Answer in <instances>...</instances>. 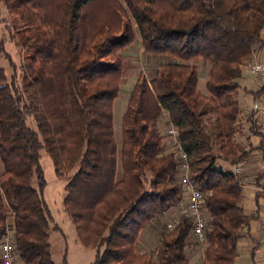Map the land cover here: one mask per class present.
I'll return each mask as SVG.
<instances>
[{"label": "trees", "instance_id": "16d2710c", "mask_svg": "<svg viewBox=\"0 0 264 264\" xmlns=\"http://www.w3.org/2000/svg\"><path fill=\"white\" fill-rule=\"evenodd\" d=\"M2 1L12 16L9 41L16 37L23 56L18 69L9 60V77L0 67V245L9 235L15 262L55 264L39 163L45 152L56 178H66L64 210L80 242L94 249L91 264H191L192 219L165 220L184 200L180 150L204 199L201 264H235L254 219L241 206L243 176L233 171L251 154L235 141L236 78L264 49V0H109L116 22L102 15L88 22L100 0ZM128 16L145 54L180 62L160 64L151 81L140 74L118 147L113 103L123 77L118 53L134 40ZM197 59L209 63L206 95L197 88L198 68L187 64ZM263 92L264 86L251 95ZM254 115L247 131L262 141ZM161 119L176 130L177 146L161 132ZM260 148L264 161L263 141ZM148 228L158 231L150 257L137 251Z\"/></svg>", "mask_w": 264, "mask_h": 264}, {"label": "rangeland", "instance_id": "374dc122", "mask_svg": "<svg viewBox=\"0 0 264 264\" xmlns=\"http://www.w3.org/2000/svg\"><path fill=\"white\" fill-rule=\"evenodd\" d=\"M118 1L123 5L122 0ZM99 5L100 6L92 8L88 11V14L90 15L88 22H90L92 18L95 20L96 16L100 19L101 15L103 17H108L109 21L114 20V22H116V19L110 10V1L100 0ZM98 8L100 9L99 12H97ZM126 20L127 24L130 25L134 32V40L125 49L120 50L118 53L123 63L122 82L119 87L117 98L113 103V134L115 143L118 147L120 146L121 139V119L125 112L130 94L140 74L144 75L148 81H151L155 75L157 66L160 64H173L180 62L177 59L169 56L145 54L141 48L139 35L134 22L129 16L126 18ZM7 22H12V16L5 9L3 1L0 0V40H3L4 42V54H0V67L5 70L7 76L9 77L13 71V68L9 66V63L11 62L15 69H18L20 64L23 62V56L20 47L17 45L16 37H14L13 41H9L8 33L10 31L12 33V29H10V31L6 30L5 27ZM259 51L262 52L264 49L254 52L252 58L241 65L240 75L236 78V84L239 86L238 99L241 113L239 114L237 126L238 130L235 135V141L241 146L244 142L242 130H244L243 125H245V123L242 126L241 124L246 121V123L250 126V124L247 122V116L249 115L248 113L252 108V105L254 106L252 112H254L256 108H258V106L264 102V92L261 94L263 96L262 98L260 97L261 95L256 97L251 95L252 92L257 91L264 86V81L259 80L255 75L250 73L248 68L249 64L254 61L264 63L261 55H255ZM187 64H193L198 68L199 78L197 88L202 95H206L205 82L207 80L209 63L201 59H197L189 61ZM259 81L262 82V85L259 83ZM164 121L165 120L161 119V121L158 122V125L161 129V132H164L165 134L166 130L168 129L164 127ZM253 121L255 120H253L252 117V122ZM29 125L32 127L31 122ZM166 145L169 151H173V147L170 144L167 143ZM39 163L46 182L43 192L44 199L47 202L53 218V224L51 226L52 230L49 232V244L51 246L54 263L61 264L65 257L66 264H91L94 259V249L90 246H84L80 242L74 224L72 223L69 215L64 210L63 200L65 197L66 178H56L52 161L45 152L40 153ZM221 163V161H218L217 165H220ZM1 171L2 165L0 162V174ZM177 214L179 215L180 213L176 210V208L170 210L168 216L165 215V220L170 219L172 216L176 217ZM55 226L58 228L57 231L53 230ZM156 232H158L156 229L148 228L141 233L140 242L138 243L137 249L138 252L147 254L149 257L152 256L151 254L155 251L157 246L158 236L156 235ZM247 246H249L248 241L245 238L241 239L238 244V257L235 260V264L251 263L250 255L246 250ZM204 247V245H195V248L193 247V249L186 251L191 264L202 263Z\"/></svg>", "mask_w": 264, "mask_h": 264}, {"label": "crops", "instance_id": "0c3cea01", "mask_svg": "<svg viewBox=\"0 0 264 264\" xmlns=\"http://www.w3.org/2000/svg\"><path fill=\"white\" fill-rule=\"evenodd\" d=\"M255 55H261L264 61V51H259ZM259 83L262 85V82L259 81ZM260 97L262 98L263 96L261 95ZM252 109H254L253 105L248 114L252 112ZM244 123L245 125H243ZM242 125L244 129L242 130V137L244 139L242 146L250 149L251 154L245 162L239 164L242 169L241 175L243 176V199L241 206L245 214L251 215L254 218L246 230L245 239L249 244L246 250L250 255V264H264V225L262 224L264 216V191L263 180L259 181L264 172L263 154L260 148L262 142L255 132L248 134L249 125L246 121Z\"/></svg>", "mask_w": 264, "mask_h": 264}, {"label": "built area", "instance_id": "2783aa9c", "mask_svg": "<svg viewBox=\"0 0 264 264\" xmlns=\"http://www.w3.org/2000/svg\"><path fill=\"white\" fill-rule=\"evenodd\" d=\"M250 73L255 75L259 80L264 81V63L251 62L248 66ZM254 120L259 133L262 135L264 146V102L256 108ZM166 134L170 138L172 145L177 146V132L174 128L170 127L166 130ZM180 149V148H179ZM178 156L181 161V187L183 188V202L180 205V215H187L192 219V235L197 245H205V227L206 218L203 212L204 199L203 195L194 187L188 175V165L186 163V155L182 151H178ZM235 174H241L242 169L239 165L233 168ZM243 185V184H242ZM263 191H264V178H263ZM264 225V216L262 219ZM168 229L172 228V224L167 225ZM264 252V247H263ZM0 259L3 264H14L16 255L14 253L13 242L9 235H6L2 244L0 245Z\"/></svg>", "mask_w": 264, "mask_h": 264}]
</instances>
